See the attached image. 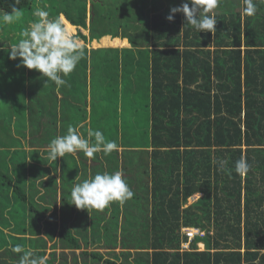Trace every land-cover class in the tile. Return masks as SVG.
<instances>
[{"label":"trees","instance_id":"16d2710c","mask_svg":"<svg viewBox=\"0 0 264 264\" xmlns=\"http://www.w3.org/2000/svg\"><path fill=\"white\" fill-rule=\"evenodd\" d=\"M35 2L15 6L32 15ZM182 2L52 0L86 52L66 86L0 46V264H18L16 245L47 264H264V0L254 16L243 0H221L207 13L214 33L182 13L169 22ZM13 5L0 0V11ZM107 36L128 45L89 47ZM69 126L85 138L101 130L119 148L50 160L51 139ZM241 157L246 176L235 172ZM116 171L131 199L72 204L76 183ZM184 227L204 232L188 242Z\"/></svg>","mask_w":264,"mask_h":264},{"label":"clouds","instance_id":"9594fccd","mask_svg":"<svg viewBox=\"0 0 264 264\" xmlns=\"http://www.w3.org/2000/svg\"><path fill=\"white\" fill-rule=\"evenodd\" d=\"M20 0H14L10 11L0 15V22L9 24L20 17L18 5ZM221 0H183L178 5L171 7L170 14L166 17L169 22L174 20V14L184 15V25H191L199 32L216 31L217 20L207 13L217 8ZM243 14L254 16L257 13L258 5L255 0H243ZM201 11L205 14L201 15ZM38 19L34 20L21 32L20 39L15 45L4 49L8 52L9 59L17 60L18 67H26L29 70H36L46 82H53L57 86H66L67 77L86 58L84 46L79 38L74 36L63 18L49 19L50 13L37 8L33 13ZM94 138V143L90 140ZM119 145L115 140H106L101 130H89L88 138L79 132L77 127L69 126L67 133L51 139L48 145V157L56 161L57 157H64L67 153L78 151L88 158H95V154L103 152L110 155L118 150ZM223 164L221 162V168ZM251 166L246 158L241 157L235 162V172L240 176H246ZM72 204L77 209H104L113 201H124L131 199L134 193L131 191L127 181L120 171L114 173L97 172L92 178L76 183L71 190ZM14 253H23L19 257L18 264H47V256L33 257L31 251H26L20 245L11 249Z\"/></svg>","mask_w":264,"mask_h":264},{"label":"rangeland","instance_id":"374dc122","mask_svg":"<svg viewBox=\"0 0 264 264\" xmlns=\"http://www.w3.org/2000/svg\"><path fill=\"white\" fill-rule=\"evenodd\" d=\"M61 1H65V0H61ZM33 5H34L33 8H32L33 13L35 12V10L37 8H43V9L47 10L49 13H50V11L52 12V10L50 8V5H52V0H36V2ZM29 11L30 10H26V9L20 10V12H21L20 17L18 19H15L12 23L5 24V23L0 22V46H2V45L3 46H11V45H14V39H17L21 35V32L25 28H27L34 20L38 19L33 14L32 15H29L30 14ZM2 14H3V11H0V15H2ZM54 18L55 17L50 13L49 19H54ZM68 28L69 29L73 28V25L68 24ZM71 33L74 36H76V32H71ZM76 37H78V36H76ZM78 38H79V41L83 44V40L80 39V37H78ZM102 42H103L102 45H104V46H108V45L115 46L116 45V41L113 40V42H112L108 38L103 39ZM125 43L126 42H121V43H119V45H122V44H125ZM88 45H89V47L96 46V44H95L94 41L92 43H88ZM146 113H147V111L145 110V113L144 114H146ZM76 154H77V152L75 153V155ZM201 195L202 194H199V193L193 195L192 197H190L188 199L187 204H191L192 202L197 201V199ZM181 230H182L183 233H187L188 228L184 227ZM189 232H190V230H189ZM200 232L203 233L204 231H201L200 230ZM193 238H191V239H193ZM189 241H191V240H189V238H188V242ZM188 242H183L182 243V247L183 248H187L188 247ZM50 243L51 242L48 243L49 250H50V247H51ZM200 243H203V242H198L197 243L198 249H200V250L205 249V244L203 243L204 245H200ZM119 249H117V250H119ZM100 250L103 251V252L106 251V249H104V248H101ZM64 251H66V253H67V255L69 256V259H70L71 258V255H72V251L71 250H68V249H65ZM57 252L58 253H61L62 252V249L61 248H58L57 249ZM76 252L79 253L80 252V249L76 250ZM57 264H60V262H58Z\"/></svg>","mask_w":264,"mask_h":264},{"label":"crops","instance_id":"0c3cea01","mask_svg":"<svg viewBox=\"0 0 264 264\" xmlns=\"http://www.w3.org/2000/svg\"><path fill=\"white\" fill-rule=\"evenodd\" d=\"M64 15L63 14H61L60 15V17L62 18ZM86 34H88V30H85V29H82ZM105 38H108L109 40H110V38L111 37H109V36H107V37H105ZM105 38H103V39H105ZM114 41H116V45L115 46H119V47H124V46H127L128 45V43H127V40L126 39H124V40H122V39H120V38H115V39H113ZM113 40L111 39V41L113 42ZM95 42V44H96V46H94V47H99V46H102V44L103 43H99V42H97V41H94ZM121 42H126L125 44H122V45H119V43H121ZM93 47V46H92ZM89 108V107H88ZM87 121H89V118H88V120ZM79 127H81V126H79ZM80 129V128H79ZM80 132L81 133H83V131H82V129H80ZM192 197V196H191ZM204 243V242H203ZM205 244V243H204Z\"/></svg>","mask_w":264,"mask_h":264},{"label":"built area","instance_id":"2783aa9c","mask_svg":"<svg viewBox=\"0 0 264 264\" xmlns=\"http://www.w3.org/2000/svg\"><path fill=\"white\" fill-rule=\"evenodd\" d=\"M186 228H188V231H187V236H188V238H189V240H191V238H193L196 234H203L202 232H200V229L199 228H196L195 229V227H186ZM189 230H190V232H189ZM202 231V230H201ZM193 236V237H192ZM188 245H189V243H188Z\"/></svg>","mask_w":264,"mask_h":264},{"label":"bare ground","instance_id":"6f19581e","mask_svg":"<svg viewBox=\"0 0 264 264\" xmlns=\"http://www.w3.org/2000/svg\"><path fill=\"white\" fill-rule=\"evenodd\" d=\"M200 245H204L203 243H200Z\"/></svg>","mask_w":264,"mask_h":264}]
</instances>
